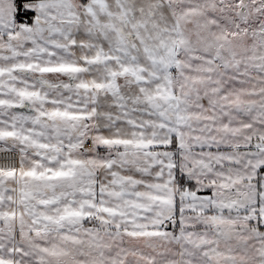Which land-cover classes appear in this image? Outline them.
<instances>
[{"label":"snow or ice","instance_id":"snow-or-ice-1","mask_svg":"<svg viewBox=\"0 0 264 264\" xmlns=\"http://www.w3.org/2000/svg\"><path fill=\"white\" fill-rule=\"evenodd\" d=\"M0 264H264V0H0Z\"/></svg>","mask_w":264,"mask_h":264}]
</instances>
